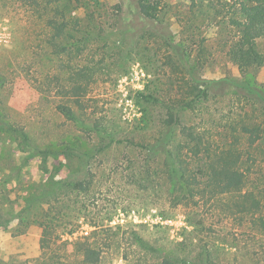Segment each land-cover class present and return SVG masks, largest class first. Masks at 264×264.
I'll list each match as a JSON object with an SVG mask.
<instances>
[{
  "label": "rangeland",
  "instance_id": "obj_1",
  "mask_svg": "<svg viewBox=\"0 0 264 264\" xmlns=\"http://www.w3.org/2000/svg\"><path fill=\"white\" fill-rule=\"evenodd\" d=\"M139 1L0 0L5 121L23 126L42 150L101 145L95 123L123 141L100 153L86 174L70 156L25 164L20 140L0 129V264H83L74 243L85 237L102 247L99 264H163L167 257L202 264L206 250L208 264H264V202L252 216L242 205L223 212L212 202L191 203V210L165 177L162 155L126 142L151 141L166 114L138 92L182 108L179 86L192 78L216 83L195 111L183 108L184 124L214 133L234 114L264 121V67L243 75L229 57L236 29L214 10L226 0H145L161 9L157 19L144 17ZM55 24L70 34L71 53L53 52ZM258 46L264 53L262 41ZM80 69L93 77L82 107L62 92ZM59 104L70 105L79 122L64 117ZM261 146L264 153V136ZM39 195L47 197L36 201Z\"/></svg>",
  "mask_w": 264,
  "mask_h": 264
},
{
  "label": "trees",
  "instance_id": "obj_2",
  "mask_svg": "<svg viewBox=\"0 0 264 264\" xmlns=\"http://www.w3.org/2000/svg\"><path fill=\"white\" fill-rule=\"evenodd\" d=\"M138 5L144 17L158 18L161 9L157 5L145 0H140ZM214 10L217 16L227 19L236 29L229 44L228 55L236 62L240 73L244 75L253 68L264 67V53L258 46L259 41L264 45V0L218 1ZM51 28L54 34L48 38V42L53 47V52L57 55L71 53L73 43L70 34L65 32L61 25L55 24ZM92 78L89 71L80 69L72 76L71 85L63 87L62 92L70 98L69 100L82 107L81 102L89 93ZM214 83L216 82L198 78L182 81L179 86V92L185 101L182 108H175L171 103L159 101L153 93L138 92V97L144 102L162 104L166 114L161 129L151 141L141 143L128 139L126 142L130 146L162 155L163 173L171 183L179 186L180 204L184 203L192 210L191 203L206 206L212 202L215 210L217 208L223 212H230L232 207L242 205V213L252 216L264 202V153L261 151L264 121H260V116L244 118L234 114L229 117L222 129L214 133L201 132L194 125L183 123V108L195 111L196 107L201 106L207 99L208 89ZM57 110L68 120L79 122V117L70 105L59 104ZM4 118L5 115L0 109V129L12 133L20 140L22 150L27 154L25 164L37 156L54 158L70 156L78 159L82 170L87 174L90 172L91 162L100 153L113 144L123 142L113 136V133H108L106 127L95 123L93 130L101 137V145L87 151L75 146H66L61 150H42L34 146L33 140L23 126L6 122ZM75 187L87 190L83 182L76 181ZM46 197L39 195L36 201H43ZM48 197L50 199L53 195ZM187 220L190 224L194 223L190 217ZM46 233L45 228L41 239L42 248L48 244ZM83 240L85 242L74 243L75 249L82 257V263L99 264L102 259V247L97 243L87 242L88 237ZM137 240L142 247L153 249L138 237ZM201 258L202 264H208L210 253L207 250L203 251ZM179 262H181L179 259L167 257L163 264Z\"/></svg>",
  "mask_w": 264,
  "mask_h": 264
}]
</instances>
